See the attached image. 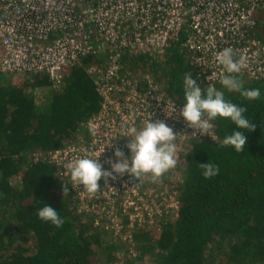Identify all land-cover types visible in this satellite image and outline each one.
<instances>
[{"label":"trees","instance_id":"obj_1","mask_svg":"<svg viewBox=\"0 0 264 264\" xmlns=\"http://www.w3.org/2000/svg\"><path fill=\"white\" fill-rule=\"evenodd\" d=\"M256 29V37L264 41V21ZM186 37L182 30L159 53L123 51L122 72L148 73L162 91L184 105L183 73H191L201 89L208 85L183 45ZM108 58V52L89 54L66 71L58 85L44 74L6 79L0 72V264H114L119 247L127 249L113 241L105 244V235L113 237L104 228L106 217L90 204L81 207L73 183L53 162L32 156L85 136L84 125L101 102L91 68ZM235 76L242 90L259 89L260 98L230 92L220 81L214 86L225 100L245 108V118L255 127L239 129L217 116L210 121L217 140H188L174 168L173 212L158 216L154 209L157 221L147 222L149 227L135 220L132 229L130 219L121 217V232L129 230L128 250L135 254L121 264H264V72L258 77ZM43 87L46 92L35 95ZM234 131L247 136L243 151L222 144ZM207 161L219 168L208 179L199 166ZM167 173L171 169L163 175ZM64 185L69 192L63 196ZM160 201L158 197L149 202ZM45 203L58 211L61 227L38 218Z\"/></svg>","mask_w":264,"mask_h":264},{"label":"built area","instance_id":"obj_2","mask_svg":"<svg viewBox=\"0 0 264 264\" xmlns=\"http://www.w3.org/2000/svg\"><path fill=\"white\" fill-rule=\"evenodd\" d=\"M259 21H264V0H0L2 74H44L58 85L63 74L89 54L109 55L104 65L91 68L101 102L98 112L84 125L88 138L80 136L61 148L35 152L33 158H47L60 175L80 189L77 195L86 202L82 208L107 203L108 221H116V225L119 217L133 220L135 215L134 220H142L139 204L153 205L149 210L155 205L143 199L139 188L156 184L160 178L113 173L115 179L102 177L99 191L89 194L72 181L67 165L78 158L100 155L103 170L111 171V164L118 162L114 155L117 148L125 158L131 155L126 145L134 137L129 130H140L149 120H163L172 127L177 134L175 144L177 138L217 140V134L212 126L207 135H193L194 130L180 116L183 105L162 91L148 73H123L121 53L163 52L186 30L183 45L209 85H216L222 75L258 77L264 72V41L256 37ZM228 47L237 59L245 61L240 73H227L215 60ZM83 192L91 196L89 200L82 197ZM117 196L122 197V203L115 200ZM116 204L121 208L114 209Z\"/></svg>","mask_w":264,"mask_h":264},{"label":"clouds","instance_id":"obj_3","mask_svg":"<svg viewBox=\"0 0 264 264\" xmlns=\"http://www.w3.org/2000/svg\"><path fill=\"white\" fill-rule=\"evenodd\" d=\"M216 62L222 65L229 74L240 73L245 67L243 57L237 59L234 50L231 47L220 51L216 57ZM184 95L186 103L180 110V116L183 117L187 126L194 130L193 135H207L212 127L210 121L217 116L230 119L239 129L253 130L249 119L245 118V108L239 107L225 100L224 93L216 89L214 85H207L205 89L197 86L191 73H183ZM221 85L228 91H238L249 100L259 99L261 96L259 89L242 90V82L234 75H222ZM130 134L134 137L129 139L126 145L131 155L125 158L124 152L117 148L114 152L118 162L111 164V171H105L98 162V158L82 157L67 165L70 177L73 182L83 186V189L89 194H95L99 191L98 181L104 178L115 179L113 173L129 175L139 178L142 174H151L153 179L159 178L165 172L176 166V135L172 127L168 126L163 120L155 122L147 121L140 130L131 128ZM222 144L232 146L237 152L243 151L247 144V136L241 131H234L226 136ZM203 169V176L208 179L219 173L217 165L206 162L199 165ZM63 196L69 192L66 185L63 186ZM39 219L50 222L56 227H61L63 219L58 215V211L45 203L37 211Z\"/></svg>","mask_w":264,"mask_h":264},{"label":"rangeland","instance_id":"obj_4","mask_svg":"<svg viewBox=\"0 0 264 264\" xmlns=\"http://www.w3.org/2000/svg\"><path fill=\"white\" fill-rule=\"evenodd\" d=\"M5 76H6L5 78L8 79L9 76H7V75H5ZM46 89L47 88H45V87L37 89L35 91V95H37L38 97L42 96L46 92ZM177 139L179 141L176 144V153H175V158L177 160L176 166L178 164V156L180 155L183 148L186 146L185 144L188 142V141L182 140V138H177ZM174 168H171V173H167V175H162L161 178L158 179V181L156 182L154 187H149V186H147V184L141 186L144 183H142V182L140 183L141 188H139V190L141 189L143 191V192L140 191V193L143 196V199H146V201H148V202L149 201L156 202V199L158 197H161V201L157 205H155L153 207V209L151 208L150 210H149V208L153 205H151V204H149V205L141 204L140 205L139 204L138 212H139V215L141 216L142 220H137L138 222L143 223V224L146 223V225H148L150 227V225L148 223L153 224L155 221H157V218L154 217V209H155L156 215H158V216L162 215L163 213L164 214H170L173 212V207L176 203L175 198H174V193H175L174 188H175L176 183L174 181H175V175H177ZM77 190H80V189H77ZM84 193L85 192L81 193L82 197L84 199L89 200L91 196L87 195V193L84 195ZM99 198L100 197H98V196H93V199H99ZM115 200L122 203V197H120V196H117ZM117 201H116V203H117ZM82 203H81V207H84L86 204L85 200H83ZM92 205L94 206V208L97 211H99L100 208L102 207L101 208V210L103 212L102 216L106 217V220L108 221L109 218L107 216L108 214L106 213V208L110 207V205L107 203H105V204L103 203L101 205L100 202L93 203ZM119 208H121V206L119 204H116V206L114 207V209H119ZM134 219H135V215H133V220H131L132 225H131L130 220H129V224H128L129 229H132L133 223L135 221ZM117 221H118L117 225H116V221H108V224H106L104 222V224L107 225L106 229L111 230L108 232L112 233L111 235L113 236V237H110L108 235H105V238L107 240H105L104 243L108 244L109 242L113 241L115 243H119V246H122V247L127 246V249L119 247L120 258H119V261L115 262L114 264H121L122 261L132 260L134 258L135 254H134L133 249L128 250L129 249V241L127 240V235L129 234V230L125 233L121 232V230H122L121 217L117 218ZM102 257H104V256H102ZM132 263L137 264L138 261L134 260V262H132Z\"/></svg>","mask_w":264,"mask_h":264},{"label":"flooded vegetation","instance_id":"obj_5","mask_svg":"<svg viewBox=\"0 0 264 264\" xmlns=\"http://www.w3.org/2000/svg\"><path fill=\"white\" fill-rule=\"evenodd\" d=\"M87 138H88V135H85V136H84V139H87ZM75 141H76V140H75Z\"/></svg>","mask_w":264,"mask_h":264}]
</instances>
